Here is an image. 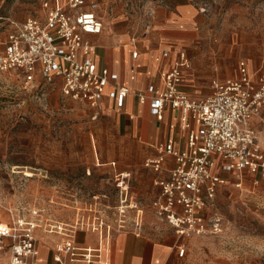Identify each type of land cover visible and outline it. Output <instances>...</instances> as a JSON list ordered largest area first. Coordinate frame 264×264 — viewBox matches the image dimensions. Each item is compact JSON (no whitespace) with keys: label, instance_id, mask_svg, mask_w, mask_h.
Wrapping results in <instances>:
<instances>
[{"label":"rangeland","instance_id":"obj_1","mask_svg":"<svg viewBox=\"0 0 264 264\" xmlns=\"http://www.w3.org/2000/svg\"><path fill=\"white\" fill-rule=\"evenodd\" d=\"M96 1L106 27L116 14L131 26L142 23L147 8L163 0ZM204 1L213 11L199 13L193 41L202 90L210 81L202 62L211 55L217 57V72L226 77L243 57L254 72L264 62V0ZM42 13V0H0V35L6 32V17L25 20ZM255 127L264 148V117ZM150 154L155 150L123 114L107 108L95 118L92 108L58 89L43 96L24 88L13 72L0 73L1 222L11 221L10 210L29 216L35 207L43 214L39 234H49L45 230L56 221L76 219L91 222L79 236L92 231L93 221H103L101 229L111 236L133 230L136 221L150 233H175L151 205L157 190L143 166ZM120 172L130 175L123 179ZM122 180L128 189L118 186ZM125 198L124 204L137 201L138 208H121ZM216 211L223 216L220 231L180 238L187 245L183 264H264V182L253 186L249 179L238 188L229 181L217 195ZM8 251V246L0 250V264L9 263Z\"/></svg>","mask_w":264,"mask_h":264},{"label":"built area","instance_id":"obj_2","mask_svg":"<svg viewBox=\"0 0 264 264\" xmlns=\"http://www.w3.org/2000/svg\"><path fill=\"white\" fill-rule=\"evenodd\" d=\"M98 8L97 2L87 0H42L40 17H6V36L0 40V73L13 72L24 88L40 90L43 96L49 88L58 86L63 97L88 104L95 118L103 111L105 96L121 107L132 91L115 84L117 74L98 67L95 59L96 45L91 36L104 30ZM209 10L208 3L200 7L203 13ZM155 13V5L151 4L144 15L146 29ZM137 55L135 51L133 57ZM163 56H168V52ZM189 67L187 52L180 51L172 67L161 71L162 86L151 85L146 93H136L141 103H150L159 120L166 109L177 111V126L186 133L183 145L170 137L157 147L155 156L144 162V167L156 174L153 182L158 194L151 202L152 208L181 239L222 229L223 216L216 211L217 195L229 181L233 180L238 188H243L249 179L253 186L264 182V148L253 126L254 117L264 109V65L252 74L247 60L239 59L237 76L212 80V93L201 99L181 89L184 70ZM169 157L174 165L166 170ZM127 173L119 175L124 179L129 177ZM118 186L128 189L124 180ZM126 201L127 198L121 199V208L139 206L137 201L124 204ZM10 212V222L0 221V250L8 246V264H38L36 231L43 221L42 211L33 207L29 216ZM96 223L92 222V231L100 237L97 247L78 241V232L88 229L90 221L49 224L50 229L45 231L61 236L54 247V264L103 261V244L111 235L101 229L103 221ZM133 230L140 234L142 224L136 221ZM186 252V243L180 242L179 256Z\"/></svg>","mask_w":264,"mask_h":264},{"label":"crops","instance_id":"obj_3","mask_svg":"<svg viewBox=\"0 0 264 264\" xmlns=\"http://www.w3.org/2000/svg\"><path fill=\"white\" fill-rule=\"evenodd\" d=\"M87 2L97 1L87 0ZM203 3L210 4L204 0H163L154 4L156 13L149 29L145 28L144 20L142 23L131 26L129 21L127 23L123 21V14H116L117 16L114 15L111 20H108L106 27L104 25L101 34L91 36L96 45L95 59L98 67L107 68L111 73L117 74L118 78L114 83L127 86L132 91L125 98L121 107L112 98L105 96L103 110L107 108L115 110L132 120L141 138L155 150V154L145 157L143 166L147 158L157 154V147L166 143L170 137H174L177 143L183 145L186 141V133L177 126L179 121L177 111L168 108L164 112L163 119L159 120L152 113L150 103H141L136 97V93H146L151 85L162 86L161 71L172 67L180 51H186L190 60L193 61L194 66L184 70L185 82L181 85V89L193 98L201 99L210 95L212 93V80H226L237 76L238 64L236 67L234 66L233 74L226 77L227 74L223 71L217 72V57L211 55L209 60H206L205 63L202 62L208 68L204 72L206 79L210 80L208 87L203 90L199 88L201 86L199 81L201 73L195 69L197 66L195 59L200 58H196L197 46L193 44V41L197 34V17L201 12L200 7ZM100 10L101 6L99 5L96 12L104 22ZM212 11L213 6L210 4V10L201 13L210 14ZM5 36L6 32L4 35H0V40H4ZM135 51H138L136 58L133 57ZM165 51L168 52L166 57L163 56ZM157 58H160V61ZM243 59L247 60L250 72L256 74L257 71H252L250 67L252 63L249 62V59L245 57ZM263 65L264 62L260 68ZM55 89L61 92L57 86L49 88L48 93ZM81 103L90 107L86 103ZM263 117L264 111L259 116L254 117L253 126L255 130V121L263 119ZM172 124L176 125L174 129L171 128ZM112 164L115 165L116 162H112ZM173 165L174 160L169 157L165 164L166 170ZM147 170L152 173L154 181L156 174L149 169ZM163 174L166 175L167 172L165 171ZM154 188L157 190V195L158 189L155 185ZM36 235L40 252L38 264H54L53 251L60 238L49 234H39L37 231ZM77 237L79 243L85 246L97 247L100 243L99 235L93 231L83 232L81 236L78 234ZM179 243V236L172 231L155 234L143 230L139 234L134 230H121L114 233L108 242H104L103 261L91 264H183L185 259L179 256ZM73 264L87 263L74 262Z\"/></svg>","mask_w":264,"mask_h":264},{"label":"bare ground","instance_id":"obj_4","mask_svg":"<svg viewBox=\"0 0 264 264\" xmlns=\"http://www.w3.org/2000/svg\"><path fill=\"white\" fill-rule=\"evenodd\" d=\"M27 174H30L29 172H27Z\"/></svg>","mask_w":264,"mask_h":264}]
</instances>
